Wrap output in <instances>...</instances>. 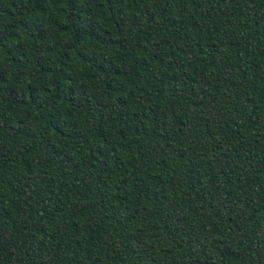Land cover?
<instances>
[{
    "label": "trees",
    "instance_id": "obj_1",
    "mask_svg": "<svg viewBox=\"0 0 264 264\" xmlns=\"http://www.w3.org/2000/svg\"><path fill=\"white\" fill-rule=\"evenodd\" d=\"M0 264H264V0H0Z\"/></svg>",
    "mask_w": 264,
    "mask_h": 264
}]
</instances>
